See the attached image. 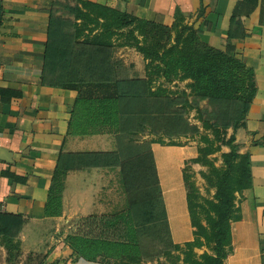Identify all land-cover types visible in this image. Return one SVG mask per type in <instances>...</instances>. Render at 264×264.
Wrapping results in <instances>:
<instances>
[{
  "label": "trees",
  "instance_id": "16d2710c",
  "mask_svg": "<svg viewBox=\"0 0 264 264\" xmlns=\"http://www.w3.org/2000/svg\"><path fill=\"white\" fill-rule=\"evenodd\" d=\"M84 4L85 10L68 9L80 24L51 14L42 80L76 91V111L93 126L113 129L119 135V150L61 155L52 191L55 196L60 193L63 178L73 167H119L126 206L119 214L81 220L91 230L67 237L74 260L225 264L233 249L232 224L241 219L237 198L253 187L249 155L240 154L234 139L227 141L225 134L247 117L256 94L253 70L232 49L221 52L203 44L190 27L177 24L169 28L128 12ZM2 17L0 0V26ZM113 39H119V47L143 55L145 79L118 78L112 60ZM186 81L179 90L177 82ZM200 101H206L208 108H201ZM192 111L201 126L189 121L186 115ZM147 136L152 137L149 142L141 141ZM187 140L198 142L195 156L185 158L180 171L172 168L168 173L186 190L193 230L192 240L181 245L173 240L152 145L182 148ZM222 146L230 152L221 153ZM217 154L220 167L210 160ZM192 164L207 168L203 177L216 191L212 199L198 193ZM25 222L19 215L0 213V240L8 255L14 256ZM199 249H205L203 254L196 253Z\"/></svg>",
  "mask_w": 264,
  "mask_h": 264
},
{
  "label": "crops",
  "instance_id": "0c3cea01",
  "mask_svg": "<svg viewBox=\"0 0 264 264\" xmlns=\"http://www.w3.org/2000/svg\"><path fill=\"white\" fill-rule=\"evenodd\" d=\"M90 2L169 28L184 25L207 46L235 56L253 70L256 94L246 119L228 129L238 152L249 155L252 191L238 196L242 219L232 224L233 255L227 264H261L264 252V0H2L0 26V213L19 215L25 225L12 255L0 240V264H113L71 259L66 243L76 224L125 209L119 167H73L55 196L53 183L63 156L115 153L113 129L93 126L76 111L78 93L43 82L51 14L75 21L68 9ZM120 79H145L142 54L113 39ZM102 121H100L101 123ZM153 145L173 240H192L185 192L168 173L181 170L180 153ZM160 152L158 153L157 151ZM230 152L222 146L221 153ZM220 156V154H219ZM193 157V156H186ZM69 166H66V168ZM244 210V211H243ZM178 213V215L176 214ZM187 218V219H186ZM203 254V253H202Z\"/></svg>",
  "mask_w": 264,
  "mask_h": 264
},
{
  "label": "rangeland",
  "instance_id": "374dc122",
  "mask_svg": "<svg viewBox=\"0 0 264 264\" xmlns=\"http://www.w3.org/2000/svg\"><path fill=\"white\" fill-rule=\"evenodd\" d=\"M121 43L124 42V40H120ZM199 46V45H198ZM197 46V47H198ZM188 81L184 82V83H180V82H177V87L180 89L184 88L185 84H187ZM170 86V85H169ZM174 86V84H172V87ZM171 87V86H170ZM189 91V89H188ZM200 107L201 108H208V105H207V102L206 101H200ZM188 118H189V121L192 123V124H197L198 126H201V123H199L197 120H196V113L195 111H192L190 112L188 115H186ZM152 137L150 136H147V137H142L141 138V141H144V142H149L151 140ZM185 142V141H183ZM197 145H198V142L197 141H194V140H187L186 141V145H184L182 148H176V147H166V146H161V145H156L155 148L156 149H161V148H170L173 151V155L177 156V152L180 153V156H181V160L183 161L185 158H187L186 156H195V152H196V148H197ZM200 146H202L200 144ZM152 148L153 145H152ZM158 153L160 152L157 151ZM210 160H214L216 166L220 167L221 166V159H220V156L219 154L217 155H214L212 157H210ZM157 161V160H156ZM191 166V172L193 174V178H192V181L194 182V185L195 187L197 188L198 190V193L204 197V198H208V199H212L214 194H215V189L211 188L207 182L205 181L204 179V174L207 173V168L202 166L201 164H192L190 165ZM183 165H180V168L183 169ZM184 194L186 196V190L184 189ZM240 199L239 197L237 198V201H236V204H237V207L239 209V216L240 218L242 219V212H241V202H239ZM244 211V210H243ZM178 215V213H176ZM188 216V215H187ZM187 219V218H186ZM240 219V220H241ZM91 230V228H86V224H84L82 221H79L77 224H76V233L75 234H79L81 236H83V233H89ZM74 234V235H75ZM205 251V249H199V250H196V253L198 255H201L203 252ZM233 252H234V249H232V251L230 252V254L228 255L227 259L231 257V255H233ZM71 259H74V256H73V251L71 253ZM227 259L225 261V264H227ZM39 262V259L36 260V264ZM162 262H164L165 264H169V263H166L165 260H162ZM173 264H175L173 262Z\"/></svg>",
  "mask_w": 264,
  "mask_h": 264
}]
</instances>
